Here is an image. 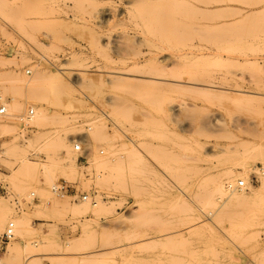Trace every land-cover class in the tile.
Wrapping results in <instances>:
<instances>
[{"label": "rangeland", "instance_id": "374dc122", "mask_svg": "<svg viewBox=\"0 0 264 264\" xmlns=\"http://www.w3.org/2000/svg\"><path fill=\"white\" fill-rule=\"evenodd\" d=\"M23 1L0 0V71L18 77L13 76L17 94L2 86L8 105L21 104L0 116L8 126L0 129V201L26 219L30 230L16 235L15 224V238L2 245L9 220L0 234V259L7 264H264V0H70L55 8L26 0L20 10ZM99 4L104 9L95 12ZM40 72H63L58 76L64 84L44 87L52 95L39 84L37 92L45 95L28 100L31 89L25 83ZM39 109L57 115L44 122L52 133L60 121L75 119L68 148L55 154L74 158L78 176L58 172L56 180L49 177V183L54 180L49 187L38 172L33 181L41 185L33 182L34 189L26 190V177L25 185L8 178L19 172L21 158L8 160L17 163L14 170L3 163L7 144L21 145L32 136ZM57 119L60 127L48 124ZM77 138L88 151L84 160L73 149ZM123 145L138 149L141 169L146 166L142 177L136 166L130 173L125 168L128 191L114 190L118 185L102 184L95 171L86 170L94 157L125 155ZM26 155L40 166L46 162L44 153ZM244 177L250 182L240 190ZM230 178L238 189L224 186L220 192L218 184ZM129 179L140 182L129 185ZM62 181L77 190L75 197L56 195ZM134 184H141L139 198L130 194ZM85 194L87 201L80 197ZM52 199L66 202L68 209H52L58 204ZM134 206L148 211L146 222L138 221ZM197 206L202 221L189 226V208ZM242 222L244 230L226 232ZM196 229L204 236L195 231V237ZM8 247L18 252L7 256Z\"/></svg>", "mask_w": 264, "mask_h": 264}, {"label": "bare ground", "instance_id": "6f19581e", "mask_svg": "<svg viewBox=\"0 0 264 264\" xmlns=\"http://www.w3.org/2000/svg\"><path fill=\"white\" fill-rule=\"evenodd\" d=\"M26 1V0H25ZM25 1H23V5H22V3L20 4V5H22V6H19L18 5V7L17 8H22V9H25L26 7H27V5H25L24 4V2ZM37 1L39 2V0H36V3H37ZM67 1H70V0H40V2L39 3H43V5L44 4H46V5H48L49 6V8L51 7V8H55V7H57L58 6V4L60 3V2H67ZM73 1V0H72ZM113 1V0H112ZM118 2L119 3H121V0H118ZM28 3V2H27ZM39 3H37V4H39ZM109 3H111V0H110V2ZM112 4V3H111ZM111 4H109V6L111 5ZM114 4V3H113ZM26 7H25V6ZM28 5H29V3H28ZM40 5V4H39ZM42 5V4H41ZM40 5V6H41ZM46 5H44V7H46ZM114 5H118V3L117 4H114ZM86 6H88V5H86ZM90 6V5H89ZM112 6V5H111ZM98 7V10H99V8L100 9H104V8H101L100 7V4L99 5H96L94 8L96 9ZM22 9H20V10H22ZM94 9V10H95ZM107 9V8H106ZM113 10V12L115 11L114 10V8H110V10ZM109 10V11H110ZM111 10V11H112ZM95 12H97V9L95 10ZM113 12H108V13H111V16L114 18L115 16H113L114 15V13ZM113 13V14H112ZM115 14H117V13H115ZM111 17V18H112ZM95 19H96V21H98L97 19H99L98 17H97V15H96V17H95ZM255 64H257L256 66H254ZM255 64H253L252 66H253V68H256L257 66H258V63H255ZM258 69L260 68V66H258L257 67ZM256 68V69H257ZM261 70V69H260ZM46 71V70H45ZM41 73V72H40ZM36 74V78H37V76H38V78L36 79V78H34L33 79V81L34 80H36V81H38L39 82V79L41 80V82L42 81H44V82H42V83H37V82H33L32 80H31V82H33V83H25L26 85L28 84V87H30V89H31V91H30V99H28V96L27 97H25V98H27L28 100H33L34 99V101L36 102V100H35V98L37 97V95L40 93L41 94V92L43 91L44 92V87H45V89H55L56 87H58L59 86V84H60V86L59 87H62V85L64 84L63 82V84L60 82L61 81V78H60V76H58V75H60V74H64L63 72H59L60 74H53V72L49 75V74H47V73H49V72H42L41 74ZM47 75V76H46ZM49 75V76H48ZM127 76H128V74H126ZM13 76H15V75H12V73H10V72H3V71H0V86H7L6 84H8L9 86L10 85H13V86H8V89H7V87H6V90H8V93L10 92V94H14V95H16L17 94V86L14 84V82H16L17 80H15V78H18L17 76H15V78L13 77ZM40 77V78H39ZM125 79H126V76L124 77ZM130 78V77H129ZM128 77H127V79H129ZM132 81H133V79H131ZM127 81H130V79L129 80H127ZM126 81V82H127ZM129 82L128 84L130 85L131 83H133V82ZM46 82V83H45ZM17 84H18V82H16ZM37 83V84H36ZM43 87V89H42V87H40V85ZM62 84V85H61ZM15 85V86H14ZM2 86V89H4V92L2 91V93H1V91H0V100L3 102V104H4V106H5V108L7 109V110H11L9 107H12V109H15V110H19L20 108H21V104H20V102H19V105L17 104V103H14V104H9V105H11V106H9L8 105V103H7V101H6V95H8L7 94V91L5 90V88ZM39 86V87H38ZM37 88H40V90L42 89V91H39V93L37 92ZM10 90V91H9ZM11 91H13V93L11 92ZM16 91V92H15ZM28 91H29V88H28ZM47 90H45V92H46ZM54 91V90H53ZM52 91V92H53ZM43 92H42V94H43ZM44 92V93H45ZM47 92H51V91H47ZM56 92V91H55ZM55 92H53L54 94H55ZM48 93V94H49ZM51 94V93H50ZM49 94V95H50ZM43 95H45V94H43ZM52 95V94H51ZM40 97V96H39ZM39 97H37V98H39ZM46 97V99H47V96H45ZM50 98V97H49ZM26 99V100H27ZM31 102V101H30ZM33 111V110H32ZM34 112V111H33ZM45 113H47V112H43L42 111V109H39L38 110V114H36V116L34 117V120H33V122H32V125L35 127V130L32 132L33 134H32V136L30 137V138H28V139H25V138H23L22 139V141H21V145H18V144H16V143H10V144H7V147H6V153H5V155H6V158H7V160H4V163H3V165L5 166V168H7V169H9V170H12L13 168V165L16 163V162H14V163H10L8 160H10V159H15V158H17L16 160L18 161V158H21V166L18 168V170L17 171H19L21 174H19V172H17L18 173V176H20V179H18L17 177V173H14V175H16L17 177H15L14 175H13V173H12V175L14 176H9L8 178L10 179V181L9 182H11V183H13L14 185L17 183V184H24L25 185V183L26 184H29V185H25V189L26 190H28V189H34V187H33V185L35 184V183H37L36 185H34V186H37L39 183L38 182H36V181H33V180H35L34 179V177H36L35 176V173L37 174L38 172L40 173V172H42V173H44L43 174V177H44V180L46 179V178H48L47 180H45L46 181V184H48V186L49 185H51V184H53L54 183V180H53V183H49L50 182V180H52V179H55L56 180V178L57 177H54L55 176V174L56 173H60L61 175V177H62V175L63 176H65L66 178H76V176H78V170H77V168H76V161H75V159L73 158V159H71V158H68V159H64V158H61L60 156H58V155H56L55 153H56V151L57 150H60V148L61 147H63V146H67V144L65 143V140H67V138L69 137V136H71V135H75L76 133L75 132H73V130L75 131L76 129H75V119H72V120H67V119H65V120H62V121H60L59 122V120L57 119V121H55V120H51V122L49 121L48 122V124H50V123H52L51 124V126H53L54 124H53V122L56 124V122L58 123H60L61 125V128L60 129H58V128H56L55 130H54V132L53 133H55L54 135V137H52V135H53V133H52V130H46V126H45V124H44V122L45 123H47L46 121H47V119L46 118H48L47 116H50V115H46ZM59 116V115H58ZM55 118V117H57V115H55L54 117L51 115L49 118ZM108 117V116H107ZM74 118V117H73ZM45 119V120H44ZM62 122V123H61ZM56 125H58L59 126V124H56ZM55 125V126H56ZM59 126V127H60ZM57 127V126H56ZM68 127H71L72 128V131H71V133L72 134H70V135H68V134H66V132L68 131ZM8 128V126L7 125H4V124H1L0 123V129L1 130H5V129H7ZM47 128H48V126H47ZM52 128V127H51ZM67 129V130H66ZM69 131H70V129H69ZM71 138V137H70ZM77 139H79V138H77ZM1 140V139H0ZM69 140V139H68ZM72 140H74V139H72ZM82 141V140H81ZM75 142H77V141H75ZM83 142V141H82ZM65 146V147H66ZM84 146V145H83ZM127 148H128V146L127 145H125ZM131 146V145H130ZM136 146V145H135ZM3 147V146H2ZM66 148H68V147H66ZM84 148H86L85 146H84ZM74 149V148H73ZM122 149H123V151H125L126 152V154L124 155H119V156H115V155H117V154H113V155H111L110 153V156L108 155L107 157H104V159L102 158V159H100V160H98V159H96L95 157H94V159H93V161L91 162L90 161V164H89V167H87V172H89V173H92V171H95L94 173H96L97 174V176L99 177H97L98 179H101L100 181H101V183L103 184H109V185H111L110 183H108V182H113V183H115L116 185H118L117 187H114L113 188V186H116L115 184H112L111 185V187L115 190H117L118 188L121 190V191H128V189L126 190V181H125V179H127V178H125V172H124V170H126L125 168L127 167V172L128 173H130V172H135V170H136V172H139L138 174H139V176H140V174L143 172L142 170H144L145 168H146V166H145V168L144 169H141V165L143 164V162H142V158H141V156H140V154H139V151L137 152L136 150H138V149H136V148H133V146H131V149L130 148H128L129 150H127V149H125V147H124V145L122 146ZM128 152H127V151ZM28 151H35L36 153H44L45 154V159H46V162H44V164L42 163L41 164V166H40V164H38L37 162H33V161H29V159H28V157H27V153H28ZM90 152V151H89ZM110 152V151H109ZM124 152V153H125ZM21 153V154H20ZM58 153V152H57ZM19 154H20V157H18L19 156ZM90 154V153H89ZM100 154H101V152H100ZM67 155H69L68 153H67ZM22 156V157H21ZM70 156V155H69ZM68 156V157H69ZM88 157V156H87ZM106 158V159H105ZM15 160V161H16ZM20 161V160H19ZM141 162H142V164H141ZM17 164V163H16ZM141 164V165H140ZM136 166V168H134ZM129 167V168H128ZM139 167H140V169L141 170H139ZM135 170H134V169ZM143 168V167H142ZM134 171H133V170ZM138 169V170H137ZM14 170V169H13ZM132 170V171H131ZM142 171V172H141ZM13 172V171H12ZM14 172H16V170L14 171ZM33 174H34V176H33ZM41 174V173H40ZM107 176H106V175ZM235 174V173H234ZM233 174V175H234ZM104 175H105V177H104ZM6 175H4V177H5ZM25 178L26 177V180H24V181H26V182H24V183H21V182H23V177ZM38 176H39V174H38ZM47 176V177H46ZM59 176V177H60ZM124 176V177H123ZM12 177V178H11ZM31 177V178H30ZM33 177V178H32ZM49 177H51V178H49ZM102 177V178H101ZM123 177V178H122ZM140 177H142V176H140ZM235 177V176H234ZM233 177V178H234ZM8 179V180H9ZM22 179V180H21ZM29 179L31 180V183H32V186H31V183H30V181H29ZM81 179H82V177H81ZM139 179H141V178H139ZM231 179V178H230ZM228 179V180H226L225 182H221V183H219L218 185L220 186V189L218 188V190L221 192L222 190H223V187L225 186L226 188H228V187H233V183H232V180L233 179ZM29 182H28V181ZM48 180H49V182H48ZM18 181V182H17ZM20 181V182H19ZM82 181V180H81ZM99 181V182H100ZM132 181V182H131ZM133 181H134V183H137V184H139L138 182H140V180L139 181H137V179H129V185L131 184V183H133ZM137 181V182H136ZM241 181V180H240ZM239 181V182H240ZM33 182H34V184H33ZM125 184H124V183ZM131 182V183H130ZM142 182H143V179H142ZM243 182H244V185H245V183H247V184H249V179H248V177H244V180H243ZM42 183V182H41ZM41 183L39 184V185H41ZM44 184H45V182H43ZM143 184V183H142ZM125 186V187H123V186ZM141 185V184H140ZM139 185V186H140ZM51 186H53V185H51ZM51 186H49V187H51ZM133 186H135V184L134 185H131L130 186V190L132 191L133 190V193L131 192L130 194L132 195V196H135V197H137V195H138V198H139V192L138 191H140V188H139V186L137 187V186H135L136 188H134ZM236 186V185H235ZM233 187L234 189H236L237 187ZM237 186H238V184H237ZM31 187H33V188H31ZM141 187V186H140ZM37 188V187H36ZM35 188V189H36ZM41 188V187H40ZM39 188V189H40ZM125 188V189H124ZM232 188V189H233ZM244 188V187H243ZM243 188H240V190H242ZM119 189H118V191H119ZM231 189V188H230ZM231 189V190H232ZM238 189V188H237ZM40 190H42V188L40 189ZM227 190V189H226ZM229 190V189H228ZM227 190V191H228ZM42 191H44V190H42ZM45 191H47V190H45ZM130 192V191H129ZM134 192H136V193H134ZM201 192H202V189H201ZM123 193V192H122ZM199 193H200V191H199ZM203 193V192H202ZM224 192H222V194H223ZM124 195H127L126 193H123ZM134 194V195H133ZM225 194H226V192H225ZM230 194V193H229ZM229 194L227 193V195L229 196ZM232 194V193H231ZM121 195V194H120ZM197 195H200L199 196V199L200 200H202L203 198L201 197V196H203V194H197ZM122 196V195H121ZM231 196V195H230ZM241 196V195H240ZM245 196V195H244ZM125 197V196H124ZM202 198V199H201ZM49 200V199H48ZM51 200V199H50ZM52 200H54V199H52ZM55 201V200H54ZM55 202H57V200L55 201ZM55 202H53L54 204H55ZM64 202V201H63ZM58 204H57V207L56 206H54L53 204H52V202H50V205H53L51 208L53 209H55L56 211H57V209L58 210H61V209H68V205H66V202L65 203H59V202H57ZM85 205V206H84ZM86 205H88V204H83V207L84 208H87L88 206H86ZM144 205V204H143ZM43 206V205H42ZM58 206L60 207V208H58ZM41 207V206H40ZM46 206H45V204H44V206L42 207V209L43 208H45ZM56 207V208H55ZM135 207V206H134ZM142 207V206H141ZM135 208H137V210H136V213H140V214H136L135 216H136V218L138 219V221L139 222H146V220H147V215L146 214H148V211H145V209L144 208H142V212H140V210H141V208L139 207H135ZM190 209H192L191 211H189V212H191V215L189 216L190 217V220L188 221L189 222V226H190V224H195V223H199V222H201L202 221V216H200V212L202 211V209L200 208V207H194V209L193 208H189V210ZM108 210V209H107ZM110 210V209H109ZM140 215V216H139ZM140 218V219H139ZM9 220H12V222H14L15 224H17V228H16V235H21L22 237H24L28 232H29V230H30V225H29V223H28V221L26 220V219H19L18 217H16L14 214H13V212H12V209L10 208V206H8V204H6V203H4V201L3 200H1L0 201V234L2 233V231H3V228H4V225L6 224V223H8L9 222ZM187 222V223H188ZM232 222V221H231ZM248 223H249V221H247ZM186 223V224H187ZM237 223H239V222H236L235 223V225H237ZM229 224V223H228ZM232 223H230V225H231ZM240 224V223H239ZM242 224H244L243 225V228H242ZM242 224L241 225H239V226H237V228H236V226L235 227H233V228H231L232 227V225H231V227H230V229H226V228H224V227H222L221 228V226L220 225H218V227H220V229H226V232H227V230H229V232H230V230L233 232V230L232 229H239V231H240V229L242 230H244V227H245V223H243L242 222ZM250 224H252L253 225V222L252 223H250ZM233 225H234V223H233ZM249 225V224H248ZM247 225V223H246V227L248 226ZM216 226V225H215ZM206 227L208 228L207 230H209V228L210 227H208V226H203V227H201V228H205V230L204 229H199L198 228V230L199 231H201V234L203 233L204 235H206V233H204V231L206 232ZM217 227V226H216ZM249 227H252L251 225H249ZM211 229V228H210ZM215 229V228H214ZM246 229H248V228H246ZM245 229V230H246ZM197 229L196 230H194V232H193V234L195 233V237H198V236H204V235H201L200 233H199V231H198ZM204 230V231H203ZM212 230V231H211ZM211 230H209L212 234H213V232L214 233H216L213 229H211ZM195 231H198V233L200 234V235H198L197 236V234H196V232ZM203 231V232H202ZM224 231V230H223ZM237 230H235L234 232H236ZM190 233V232H189ZM228 233V232H227ZM189 235V236H188ZM187 236L190 238V234H188ZM191 235H192V233H191ZM192 236H194V235H192ZM185 238V237H184ZM179 239H182V237H180ZM18 252V247H8V249H7V252H6V254H7V256H13L15 253H17ZM1 260V264H7L6 263V261H5V259L4 258H2V259H0Z\"/></svg>", "mask_w": 264, "mask_h": 264}, {"label": "built area", "instance_id": "2783aa9c", "mask_svg": "<svg viewBox=\"0 0 264 264\" xmlns=\"http://www.w3.org/2000/svg\"><path fill=\"white\" fill-rule=\"evenodd\" d=\"M7 110L5 107H1L0 108V116H4L6 115ZM30 115L33 114V111L31 110ZM77 142L74 144V151L79 155V160H84L87 156H88V151H86L84 149L83 146V142L78 139L76 140ZM4 152H3V147H2V143L0 140V169H1V162L4 159L3 156ZM101 154H103V152L101 151ZM244 182L240 181L238 182V187L242 188L244 187ZM56 195L60 196V197H65V196H72L75 197L77 195V190L69 183H67L66 181H62L58 184V186L56 187L55 191ZM81 200L83 201H87L89 199L88 195H80ZM15 238V223L14 222H9L2 237H1V244L5 245L8 244L9 242H11L13 239ZM1 264V262H0Z\"/></svg>", "mask_w": 264, "mask_h": 264}]
</instances>
